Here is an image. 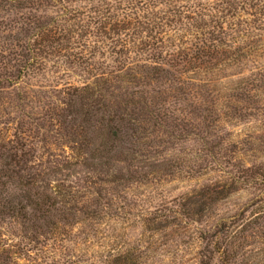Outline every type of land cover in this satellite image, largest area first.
<instances>
[{"label":"rangeland","instance_id":"obj_1","mask_svg":"<svg viewBox=\"0 0 264 264\" xmlns=\"http://www.w3.org/2000/svg\"><path fill=\"white\" fill-rule=\"evenodd\" d=\"M204 1L217 12L220 0ZM257 2L239 0L240 22ZM152 6L163 5L0 0L1 134L30 142L43 160L68 154L70 131L55 119L62 91L114 69L117 60L152 62L150 52L138 49L144 46L146 8ZM251 68L240 66L224 84L238 85ZM152 84L143 88L145 98L160 96L168 103L141 110L159 122L145 125L136 155L126 151L122 161L113 159L112 171L102 177L109 183L94 184L98 175L83 163L50 176L91 196L97 218H85L64 237L41 238L44 250L27 243L16 222H0V231L22 249L19 264H198L199 251L219 230L239 246V217L264 206V181L259 184L248 169L264 171V86L244 91L239 102L223 100L216 111H205L218 120L204 121L195 118L204 111L175 103L173 93L158 94ZM263 222L247 225V232H256L247 250L264 247ZM250 262L264 264V253Z\"/></svg>","mask_w":264,"mask_h":264},{"label":"trees","instance_id":"obj_2","mask_svg":"<svg viewBox=\"0 0 264 264\" xmlns=\"http://www.w3.org/2000/svg\"><path fill=\"white\" fill-rule=\"evenodd\" d=\"M257 1L255 12L244 11L241 22L239 0H220L217 12L210 10L212 6L204 0H158L162 7H147L142 25L146 31L144 46L138 49L150 52L152 62L117 60L114 69L62 91L55 119L71 135L70 152L63 158L43 160L30 142L0 131V222H16L25 241L44 250L45 240L41 238L64 237L85 218H97V210H91L88 203L92 202L91 196L75 189L74 183L66 184L65 178L50 176L83 163L98 175L94 184L109 183L102 177L112 171L113 159L122 161L126 151L136 155L145 125L159 122L158 116L149 111L147 116L141 110L168 103L160 96L145 98V86L154 83L158 89L152 91L173 93L175 103L204 111L195 117L204 121L212 118L205 111H216L223 100L239 102L244 91L261 89L264 0ZM123 46L131 51V46ZM248 64L252 67L250 77H243L238 85L224 84L223 79L239 74V67ZM234 67L238 70L226 74ZM248 169L262 185L264 171ZM262 191L264 194V188ZM250 214L239 217V246L219 230L216 240L207 241L199 251L198 264H216V260L236 264L238 253L239 264H251L250 260L264 253V247L247 250L252 244L248 238L256 234L250 229L247 232V225L260 218L264 221V206ZM23 257L20 245L0 231V264H19Z\"/></svg>","mask_w":264,"mask_h":264}]
</instances>
